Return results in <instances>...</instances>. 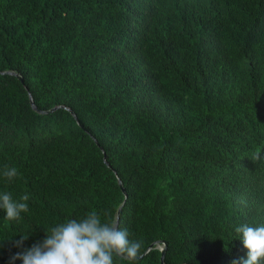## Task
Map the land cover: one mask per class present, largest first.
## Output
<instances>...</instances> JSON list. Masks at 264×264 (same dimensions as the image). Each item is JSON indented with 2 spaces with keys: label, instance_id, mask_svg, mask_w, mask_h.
<instances>
[{
  "label": "trees",
  "instance_id": "obj_1",
  "mask_svg": "<svg viewBox=\"0 0 264 264\" xmlns=\"http://www.w3.org/2000/svg\"><path fill=\"white\" fill-rule=\"evenodd\" d=\"M5 191L29 211L0 209V264L93 210L142 242L138 264L246 258L235 227L264 225V0H0Z\"/></svg>",
  "mask_w": 264,
  "mask_h": 264
},
{
  "label": "clouds",
  "instance_id": "obj_2",
  "mask_svg": "<svg viewBox=\"0 0 264 264\" xmlns=\"http://www.w3.org/2000/svg\"><path fill=\"white\" fill-rule=\"evenodd\" d=\"M259 153L252 157L260 160ZM3 177L9 182L20 178L17 168L4 166ZM29 195L14 200L9 192H0V209L5 219L18 221L22 213L29 211ZM235 233L247 249L246 258H238L232 264H264V225L251 226L243 223L235 227ZM29 236L12 241L18 251L9 257V264L16 260L22 264H138L142 255V242L129 238L127 229L118 226L115 219L107 222L93 210L81 219H68L45 230V236L25 247Z\"/></svg>",
  "mask_w": 264,
  "mask_h": 264
},
{
  "label": "water",
  "instance_id": "obj_3",
  "mask_svg": "<svg viewBox=\"0 0 264 264\" xmlns=\"http://www.w3.org/2000/svg\"><path fill=\"white\" fill-rule=\"evenodd\" d=\"M18 77L19 78H22L20 75H18ZM33 107L35 108V106L33 105ZM55 108H52V109H50L49 111H52V110H54ZM49 111H44V112H49ZM104 159H105V155H104ZM119 211H120V208H118V210H117V214H119ZM151 247V245L148 247V249ZM147 249V250H148ZM146 250V251H147ZM164 253H165V248H162V255H161V263H164ZM143 255V254H142ZM141 255V256H142Z\"/></svg>",
  "mask_w": 264,
  "mask_h": 264
}]
</instances>
